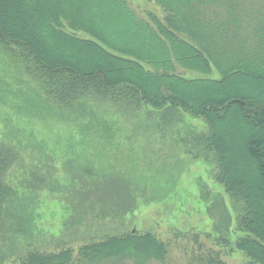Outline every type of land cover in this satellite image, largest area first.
Masks as SVG:
<instances>
[{
    "label": "rangeland",
    "instance_id": "rangeland-1",
    "mask_svg": "<svg viewBox=\"0 0 264 264\" xmlns=\"http://www.w3.org/2000/svg\"><path fill=\"white\" fill-rule=\"evenodd\" d=\"M1 1L7 26L22 28L42 53L78 67L92 62L123 68L124 77L135 75L105 62L89 47L38 38L33 14L23 10L20 0ZM125 1L136 19L152 27L147 11L163 14L154 0ZM57 2L54 8L71 10L123 52L145 50L153 59L151 52L162 53L159 42H147L118 8L110 10L98 0ZM62 29L95 40L65 22ZM181 57L183 64L194 66L176 65L174 70L193 81L179 89L192 95L183 98L191 109L207 98L244 95L259 102L264 97L263 84L251 71L208 86L222 77L215 66L208 70L192 55ZM75 87L50 79L25 49L0 39V264H26L29 253L65 249L76 260L81 246L133 230L151 233L165 244V258L156 264H198V256L209 252H218L222 264H264L262 257H250L237 247L248 236L242 221L247 209L224 183L220 164L225 161L217 159L210 126L201 115L169 102L154 107L137 99L139 94L125 93L122 84L108 90ZM224 113L218 134L227 147L226 165L237 179L257 185L256 164L244 145L257 126L236 109ZM259 217L264 230L262 204Z\"/></svg>",
    "mask_w": 264,
    "mask_h": 264
},
{
    "label": "trees",
    "instance_id": "trees-1",
    "mask_svg": "<svg viewBox=\"0 0 264 264\" xmlns=\"http://www.w3.org/2000/svg\"><path fill=\"white\" fill-rule=\"evenodd\" d=\"M98 1L106 4L110 10L118 8L133 26L140 28L147 42L151 40L152 43L159 42V47L163 48L162 53L158 55L156 51L151 52L153 59L147 58L145 50L133 53L113 47V44L100 33L72 15L71 10L60 6L54 8L53 4H59L57 0H20L23 10L33 14V25L38 29L36 33L38 38H59L67 44L89 47L105 62L121 65L126 71H135V75L124 77L123 68L108 69L107 66L92 62L87 63L85 68L78 67L65 58L42 53L40 44L36 39L27 37L22 28L12 29L7 26L3 19L5 8L1 0L0 39L25 49L36 63L41 65L50 79L56 78V81L63 85L76 86V89L93 87L96 90L107 87L108 90L122 84L125 93L139 94L141 98L137 97V99L154 107L169 102L191 109L192 106L183 98H192V95L181 94L179 89L191 87L193 81L174 74L176 65L194 68L191 64H183L182 54L192 55L194 62L195 59L199 60L208 70L209 65L212 64L221 73L222 77L218 81H210L212 83H207L210 84L208 86L224 84L233 77L251 71L264 87V0H154L163 12L162 15H157L153 11H147L154 27L142 18L136 19L125 0ZM64 22L71 29L84 31L95 40L81 39L67 33L62 29ZM149 44L145 45V49H149ZM108 48L122 51L133 58L116 56L108 51ZM158 58L160 60H157ZM227 60L230 62L226 63ZM143 62L150 64L154 69L145 68ZM160 63L161 65L157 66ZM195 104L196 106L191 110L201 115L209 124L210 140L217 153V159L225 161L220 164L224 183L232 194L242 198L247 209L242 221L248 236L242 243L243 239L240 240L237 247L247 251L250 257L264 259V230L258 224L259 209L261 204L264 205V97L261 101L254 102L244 95H236L224 97L220 101L207 98L199 105L197 101ZM232 108L241 113L250 125L257 126V131L250 134L244 144L247 153L256 164L259 178L257 185L237 179L226 165L227 147L219 137L218 121L223 117L224 112ZM223 110L224 112L220 113ZM0 188H2L1 184ZM246 239L248 242H245ZM78 253L80 256L76 260L70 256L71 249L56 254L29 253L25 263L147 264L153 262L156 264L163 262L167 250L165 244L158 241L151 233L137 234L133 230L104 235L92 243L81 246ZM218 254V252H209L204 257L198 256L196 262L222 264Z\"/></svg>",
    "mask_w": 264,
    "mask_h": 264
},
{
    "label": "bare ground",
    "instance_id": "bare-ground-1",
    "mask_svg": "<svg viewBox=\"0 0 264 264\" xmlns=\"http://www.w3.org/2000/svg\"><path fill=\"white\" fill-rule=\"evenodd\" d=\"M251 201V200H250Z\"/></svg>",
    "mask_w": 264,
    "mask_h": 264
}]
</instances>
